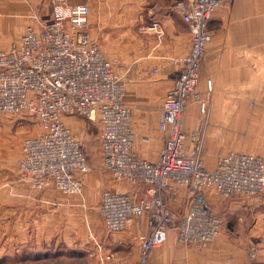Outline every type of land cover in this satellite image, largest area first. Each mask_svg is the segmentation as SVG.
<instances>
[{
  "label": "built area",
  "instance_id": "1",
  "mask_svg": "<svg viewBox=\"0 0 264 264\" xmlns=\"http://www.w3.org/2000/svg\"><path fill=\"white\" fill-rule=\"evenodd\" d=\"M221 1L182 0L177 4L191 44L185 56L173 59L180 68L162 103L159 128L167 129L168 136L155 161L132 151L135 135L130 108L123 101L125 84L86 30L87 3L47 0L49 9L37 13L16 41L0 49V111L35 117L41 129L22 141L19 167L24 179L35 188L52 181L63 192H81L82 179L76 173L87 172L90 166L83 143L62 123L61 116L97 119L104 166L117 178L146 185L138 199L128 192L103 190L99 214L108 233L125 231L136 217L147 214L148 230L139 236L143 259L165 241L168 229L177 230L180 242L196 248L219 235L222 217L211 210L205 190L213 188L223 197L257 198L264 205L261 155L226 151L208 169L198 139L190 152L184 147L183 111L189 97L200 98L199 69L211 37L207 23ZM140 29L158 31V24H144ZM207 86L211 88L210 81ZM200 110L205 111V101H200ZM178 185L189 195L180 217L169 204Z\"/></svg>",
  "mask_w": 264,
  "mask_h": 264
},
{
  "label": "crops",
  "instance_id": "2",
  "mask_svg": "<svg viewBox=\"0 0 264 264\" xmlns=\"http://www.w3.org/2000/svg\"><path fill=\"white\" fill-rule=\"evenodd\" d=\"M181 1L67 0L68 3H87L90 11L91 7L117 9L111 12L114 15L109 21L92 17L89 12L86 30L124 81L123 101L130 108L135 135L132 151L149 161L159 157L168 136L167 129L159 128V120L165 94L173 86L180 68L173 59L185 56L190 49V31L177 7ZM119 8L125 9V14H119ZM48 9L47 0H0V49L8 48L26 25L34 22L37 13ZM99 17H105V12H99ZM152 22H157L158 31L140 29V25ZM207 24L211 37L199 69L200 98L189 97L181 124L186 151L191 150L197 135L203 133L201 158L203 165L212 169L224 149L240 146L255 153L264 151V0H223ZM207 81H210V89ZM248 97L256 100L250 113ZM200 101L207 103V113L200 112ZM77 117L83 116H61L62 123L73 135L71 124L66 122L71 123L72 118ZM243 128L247 131L244 135ZM193 130L197 134H192ZM98 142L100 145L99 139ZM99 147L101 151V145ZM84 154L86 156L85 150ZM76 174L82 179V195L65 194L49 182L43 189L45 198L63 208H78L92 218L103 190L128 192L134 199L146 192L144 183L117 178L106 169L104 173L95 170ZM24 180H17V188L28 187ZM212 192L219 195L213 188L204 191L211 205L209 194ZM188 198L185 187L178 185L170 207L182 213ZM249 199L260 204L257 198ZM96 221L92 223L97 224ZM101 227V238L80 245L69 242L66 246L80 247L93 257L94 264H136L140 255L138 235L148 230L147 214L136 217L122 232L108 233L103 223ZM208 244L203 249L183 245L177 241L175 231L169 229L164 243L149 251L147 263L253 264L245 256L236 259L224 256L218 241ZM259 257L254 264H264V252Z\"/></svg>",
  "mask_w": 264,
  "mask_h": 264
},
{
  "label": "rangeland",
  "instance_id": "3",
  "mask_svg": "<svg viewBox=\"0 0 264 264\" xmlns=\"http://www.w3.org/2000/svg\"><path fill=\"white\" fill-rule=\"evenodd\" d=\"M116 10L91 7L90 16L109 21L114 15L111 12ZM124 11L125 9L119 8V14ZM99 12H105V17H99ZM251 99H254V103H250ZM255 102L254 97L247 98L249 113L254 109ZM207 111L208 105L205 102L204 112ZM72 119L73 122L66 124H71L70 128L74 136L83 143L90 166L89 171L97 170L102 173L105 169L110 171L102 161L98 142L100 127L98 120L86 117ZM247 122L252 123L249 120ZM40 130L35 117H22L16 113L0 111V264H94L93 257L88 256L80 247L68 248L66 244L70 242L72 245H80L85 241L101 238L103 222L98 209L91 218L78 208H63L45 198L43 189L47 185L35 188L28 180L24 181H27L29 188L26 186L17 188V180L24 179L19 167L22 141L28 136L38 134ZM244 132L247 131L243 128V135ZM197 139L202 150L203 133H199ZM230 150L255 153L252 149L244 150L240 146L224 149L220 153ZM257 154L264 159V151ZM83 189L79 193H63L78 196L83 194ZM209 195L213 203L211 205L208 201L211 210L222 217L220 233L210 243L218 241L224 256H230L231 259L245 256L254 264L264 252V205L249 199L253 197L247 199H240L241 196L238 195L221 197L214 192ZM181 214L177 213L178 217ZM94 219H97V224L92 223ZM172 230L176 233L177 241L182 243L178 240L177 230ZM146 232L140 233L138 239ZM207 245L209 244L197 249H203ZM32 253L33 256L30 255ZM136 264H148L147 257L143 259L139 255Z\"/></svg>",
  "mask_w": 264,
  "mask_h": 264
},
{
  "label": "clouds",
  "instance_id": "4",
  "mask_svg": "<svg viewBox=\"0 0 264 264\" xmlns=\"http://www.w3.org/2000/svg\"><path fill=\"white\" fill-rule=\"evenodd\" d=\"M83 10V9H82Z\"/></svg>",
  "mask_w": 264,
  "mask_h": 264
}]
</instances>
